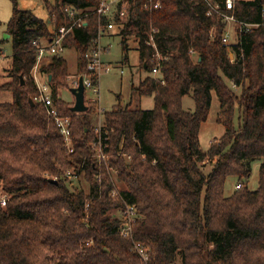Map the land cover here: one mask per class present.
<instances>
[{"label": "trees", "instance_id": "1", "mask_svg": "<svg viewBox=\"0 0 264 264\" xmlns=\"http://www.w3.org/2000/svg\"><path fill=\"white\" fill-rule=\"evenodd\" d=\"M158 1L152 9L135 0L117 34L124 52L129 38L136 42L147 75L132 91L151 96L150 109L117 103L94 125L95 101L74 112L73 101L59 96L70 89L66 59L61 52L45 55L39 73L50 78L53 106L69 121V152L54 118L34 101V43L71 25L65 6L81 10L85 24L72 26L62 44L76 49L83 72L84 54L104 24L93 12L98 0L47 1L45 19L12 0L5 25L13 46L10 79L0 84L12 95L0 102V194L6 197L0 264H264V0H236L232 9L213 0L220 12L249 25L229 27L233 61L219 13L207 14L202 0ZM151 33L159 62L147 43ZM187 94L193 111L182 106ZM213 94L224 132L203 151L199 129ZM99 138L105 159L89 147ZM253 162H259L258 186L249 190ZM228 177L240 186L226 195ZM128 206L133 218L124 236Z\"/></svg>", "mask_w": 264, "mask_h": 264}, {"label": "rangeland", "instance_id": "2", "mask_svg": "<svg viewBox=\"0 0 264 264\" xmlns=\"http://www.w3.org/2000/svg\"><path fill=\"white\" fill-rule=\"evenodd\" d=\"M53 3L54 0H16L20 9L30 10L40 18H46L47 12L45 2ZM12 8V0H0V84L9 80L8 72L11 66L12 39L4 37L6 33V22L10 18ZM101 44L108 46L107 51L102 53V60L109 64V70L102 73L99 77V93L93 95L88 90L85 92V104L89 101H95L97 108L95 114L91 116V121L98 126L102 122L103 112L110 110L115 104H130L131 108L150 109L153 107V99L151 96L139 97L132 91V84L136 85L140 79H143L147 73L139 66L138 51L136 42L133 38L128 39V50L124 52L123 46L118 35H104L101 38ZM44 47L48 46L46 40L42 41ZM126 54V56H125ZM61 55L66 59L68 64V75L66 81L69 84L68 77L76 75L80 72L78 69V53L74 48H65ZM124 59L126 61H124ZM59 96L67 101H74V97L69 89L61 88ZM12 95L8 90L0 89V102L11 101ZM182 106L187 111H193L194 104L191 94H187L182 98ZM218 105L215 95L213 94L210 112L207 120L200 125L199 129V145L200 148L207 150L209 143L215 138L220 137L224 128L221 123L216 121ZM237 119L234 117L236 126ZM258 167L259 162H253L251 166V174L247 179L246 187L254 190L258 186ZM210 170V166L206 164L205 172ZM75 184L78 182L75 178ZM84 184V181H82ZM237 180L234 177H228L224 185V194L229 195L233 192ZM175 264H179L176 261Z\"/></svg>", "mask_w": 264, "mask_h": 264}, {"label": "built area", "instance_id": "3", "mask_svg": "<svg viewBox=\"0 0 264 264\" xmlns=\"http://www.w3.org/2000/svg\"><path fill=\"white\" fill-rule=\"evenodd\" d=\"M135 0H98V4L93 8V12L96 13L99 18L103 21L104 24L99 26L98 33L96 37L91 40L90 46L84 54L86 58L87 64L86 69L83 72H79L76 75L68 77L70 79L69 86L77 87L79 84V78L82 79V84L84 87V97L85 92L88 90L93 95H97L99 93V77L102 73H106L109 70V64L103 62L102 53L107 51L108 46H103L101 44V38L104 35H117L120 28L124 26L126 19L128 18V12L131 4H133ZM144 1L143 5L145 7H150L152 9H156L160 7V2L158 0H141ZM207 6V14H211L212 11H216L219 13L224 21L226 22V29L222 36V42L226 46L228 57L231 61L234 60V53L231 49L230 44V25L232 23H239V25L243 24L245 26H249L248 24L238 21L233 14L222 13L218 10V5L213 0H202ZM236 0H224V8L232 9L234 7V3ZM64 11L66 15L72 20L71 25L67 28L66 26H60L58 30H56L52 36L46 40L48 43L47 47L42 45V42H35V51H36V59L35 64L31 69V76L34 80L35 86L37 88V95L34 97V101L43 104L47 113L54 118L56 126L60 134L63 137V141L67 151L71 152V137L70 130L68 128L69 121L66 118H62L58 115L57 110L53 106V99L50 95V78L47 75H40V69L44 64L47 63V58L45 55L62 52L65 48L63 47L62 40L64 36L70 31L72 26L80 27L85 24L84 17L85 15L81 14V10H74L70 6H65ZM264 14V10L262 12ZM103 18V19H102ZM147 43L152 45L153 48V58L156 62H159L161 56L156 49L154 44L152 33L149 34ZM153 74L157 72V66H153L152 71ZM94 100V99H88ZM90 149H92L96 155V157L105 159L106 155L102 151V142L100 138L96 141L89 143ZM67 179L72 182L73 175H71L70 170L67 171ZM240 184H236L235 187H239ZM6 197L5 195L0 194V204L5 205ZM125 215L126 219L121 224V234L126 236L130 231V220L133 218V208L126 207L122 213ZM123 215V216H124ZM137 252L141 256L143 260L148 259V254L145 248L141 245H136Z\"/></svg>", "mask_w": 264, "mask_h": 264}, {"label": "water", "instance_id": "4", "mask_svg": "<svg viewBox=\"0 0 264 264\" xmlns=\"http://www.w3.org/2000/svg\"><path fill=\"white\" fill-rule=\"evenodd\" d=\"M4 37H9V34H5ZM145 67V65H144ZM70 92L74 97L73 105L71 106V110L74 112H83L87 110V105L85 104V97H84V87L82 84L81 77L79 78V84L77 87H71ZM29 102L32 104V100L30 99ZM51 182H56L55 179H51Z\"/></svg>", "mask_w": 264, "mask_h": 264}]
</instances>
